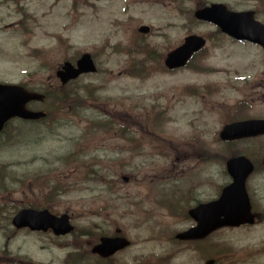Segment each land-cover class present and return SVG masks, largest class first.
I'll list each match as a JSON object with an SVG mask.
<instances>
[{"label":"rangeland","instance_id":"obj_1","mask_svg":"<svg viewBox=\"0 0 264 264\" xmlns=\"http://www.w3.org/2000/svg\"><path fill=\"white\" fill-rule=\"evenodd\" d=\"M18 1L10 13L0 6V82L46 88L39 107L54 112L33 129L11 122L0 136V254L20 256L14 264L94 263L95 236L118 233L131 246L111 264H147L172 251L168 264H203L215 258V243L239 250L230 254L237 261L216 264H264V226L221 229L195 245L172 241L193 226L188 209L217 198L228 154L253 151L264 166V137L224 149L218 135L222 113L238 103H249L245 116L264 118V52L219 38L188 68L165 73L159 65L169 52L209 31L192 20V1ZM141 25L151 27L148 36L138 35ZM84 53L98 71L67 85L68 105L58 110L54 71ZM108 121L111 131L98 129ZM48 197L47 208L67 213L75 235L12 228L15 209L45 208Z\"/></svg>","mask_w":264,"mask_h":264},{"label":"water","instance_id":"obj_2","mask_svg":"<svg viewBox=\"0 0 264 264\" xmlns=\"http://www.w3.org/2000/svg\"><path fill=\"white\" fill-rule=\"evenodd\" d=\"M205 10L199 12L198 16L203 20L206 17ZM240 17V16H237ZM236 16L228 15L227 18L242 20ZM223 30L231 32L239 40H249L253 43L264 42V36L260 33L264 30L257 24H239L230 30V26L223 24ZM232 28V27H231ZM142 33H147L148 29H141ZM204 45V41L196 37H188L184 44L174 50L165 59V66L169 70L183 67L194 52H198ZM74 69L66 63L62 70L57 73L62 84L69 79H76L82 73H93L95 67L88 55H84L76 64ZM39 96L29 95L20 88L0 87V131L6 120L13 116L25 120H36L43 116L42 114L28 113L24 110V104L30 100L39 99ZM264 134V121H247L229 125L223 129L220 137L224 141H230L240 138L255 137ZM228 173L233 178V184L222 193L220 199L208 205L200 206L190 212V216L197 222V227L187 233L177 236L179 240L200 239L207 236L214 230L224 227H238L242 224H251L248 215L247 198L244 192V180L251 172V163L243 158L230 159L227 164ZM13 224L17 228L27 227L32 231L52 229L56 235L66 234L71 231L68 218L62 216L59 219L49 216L47 212L22 211L14 219ZM104 245L94 252L104 257L113 255L116 251L128 246L124 239H102ZM207 264H213L208 262Z\"/></svg>","mask_w":264,"mask_h":264},{"label":"flooded vegetation","instance_id":"obj_3","mask_svg":"<svg viewBox=\"0 0 264 264\" xmlns=\"http://www.w3.org/2000/svg\"><path fill=\"white\" fill-rule=\"evenodd\" d=\"M192 1L191 12L194 17L195 12L200 8L211 9L213 7L225 6L229 11L232 12H248L252 15V18L258 23L264 26V0H189ZM9 6L7 12H12L15 7L19 5L18 0H0V6ZM8 8V7H7ZM204 26L208 27L209 31L205 34L204 39L206 43L214 42L219 38H227L226 35L222 34L219 28L213 22H205ZM212 69V67H210ZM216 89V88H215ZM231 181V178L226 172H223L222 185L225 187ZM261 182L264 184V166H256L254 172L247 178L246 189L251 204V212L256 218V222L259 225L264 224V200L261 199L259 204L256 205L255 197L257 194H264V186L259 188L257 191L252 190V185Z\"/></svg>","mask_w":264,"mask_h":264},{"label":"bare ground","instance_id":"obj_4","mask_svg":"<svg viewBox=\"0 0 264 264\" xmlns=\"http://www.w3.org/2000/svg\"><path fill=\"white\" fill-rule=\"evenodd\" d=\"M212 21H213V22L216 21V19H215L214 16H212ZM244 23H245V25H247V24H246L247 21H246L245 19H243V24H244ZM229 29H230V30H234L235 28H231V27H230ZM196 54H197V52H194L190 58L194 57ZM83 74H84V73H82V74H80V75H83ZM80 75H79V76H80ZM0 87H6V86H0ZM27 94H28V93H27ZM29 95H32V94H29ZM28 102H29V101H28ZM28 102H26L24 105L28 104ZM24 110H26V109H24ZM14 117H15L16 121H17V122H20L22 125H25V126L28 125L27 123H25L24 119H22V118H20V117H17V116H14ZM102 130H103L104 132H109V131H111V123H110V125H108L107 127H103ZM207 151L210 153L211 156H214V155H215V154H213L212 152H210V148H209V147H207ZM262 186H264V184H262L261 182H258V183H256V184H253V185H252V190H256V191H257V190H258L259 188H261ZM51 190H52L53 192H55V191H56V187L52 186V187H51ZM57 190H58V189H57ZM110 190H111V189H110ZM182 193H183V192H182ZM180 195H181V194H180ZM182 197H183V196L181 195V196L178 197L177 199L179 200V199L182 198ZM261 199L264 200V194H257L256 197H255L256 205L259 204V201H260ZM6 202H10V200H6ZM49 206H50V205H48V207H49ZM46 212L49 214V216H51V217H53V218H56V219H59V218H61L62 216H66L67 218L69 217V215H68L67 213H63V214H60V215H56V214L52 213L51 210H49L48 208H47ZM263 220H264V219H263ZM257 227H259V226H257ZM103 238H104V235H99V237L97 238L98 242H96L95 245L91 248V254H90V256H91V255H94V256H92V257H94V258L96 257V258H95L96 261H98L100 258L104 257V256H102L101 254H98V253L94 252L96 249H98L99 247H101L102 245H104V243L102 242V239H103ZM215 245H216L217 248H218V247H221V246H220V243H215ZM7 255H9V256L6 257ZM88 256H89V255H88ZM228 256H230V255H228V254H223L221 257H222V258H225V257H228ZM2 257H3V262H4L3 264H14L15 261H16L17 259L20 258V256L10 255L9 251H7L6 254H5L4 256H2ZM1 259H2V258H1V256H0V260H1ZM149 261H152V262H148L147 264H156L155 262L158 261V257L153 258V259H151V260H149ZM0 264H1V261H0Z\"/></svg>","mask_w":264,"mask_h":264},{"label":"trees","instance_id":"obj_5","mask_svg":"<svg viewBox=\"0 0 264 264\" xmlns=\"http://www.w3.org/2000/svg\"><path fill=\"white\" fill-rule=\"evenodd\" d=\"M63 103H64V100L60 99V97H57V98H56V102H55V104H56L57 106H63Z\"/></svg>","mask_w":264,"mask_h":264}]
</instances>
